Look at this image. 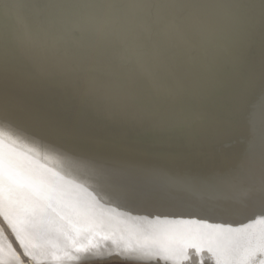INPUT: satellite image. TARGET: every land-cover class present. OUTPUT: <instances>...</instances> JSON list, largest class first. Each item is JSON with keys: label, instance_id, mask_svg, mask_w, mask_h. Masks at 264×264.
Listing matches in <instances>:
<instances>
[{"label": "bare ground", "instance_id": "1", "mask_svg": "<svg viewBox=\"0 0 264 264\" xmlns=\"http://www.w3.org/2000/svg\"><path fill=\"white\" fill-rule=\"evenodd\" d=\"M0 1V264L264 251V0Z\"/></svg>", "mask_w": 264, "mask_h": 264}, {"label": "snow or ice", "instance_id": "2", "mask_svg": "<svg viewBox=\"0 0 264 264\" xmlns=\"http://www.w3.org/2000/svg\"><path fill=\"white\" fill-rule=\"evenodd\" d=\"M239 200H243L241 206L244 213H246L248 219L255 220L257 217H264V188L254 193L249 192L243 195L237 193L236 199L233 200L231 203H236ZM203 219L207 221V217H203ZM216 225H221V226L227 225L231 227V224L227 221L223 223H217ZM3 228L6 229L9 233H12L13 236H15L11 228H9L6 223L3 225ZM17 246L21 248V251L23 250V246L20 245L19 241H17ZM199 252L200 250L197 249V246L195 244L191 245L188 253L189 264H191V261L194 259L197 260V264H203V261H200L198 259ZM18 255L21 256L20 262H22V264H24L25 260L31 259V257L26 252L23 251H22V255L20 253H18ZM149 256H152V254L146 251L142 252L141 254H136V252L133 251L132 253H128L124 255L117 253L115 254V256L112 257L100 256V257H95V259L97 260L114 259L117 261L126 262V264H162L160 257L157 256L155 258H149ZM164 264H166V262H164ZM240 264H264V251H255L253 253V251L249 250L246 258L241 260Z\"/></svg>", "mask_w": 264, "mask_h": 264}, {"label": "water", "instance_id": "3", "mask_svg": "<svg viewBox=\"0 0 264 264\" xmlns=\"http://www.w3.org/2000/svg\"><path fill=\"white\" fill-rule=\"evenodd\" d=\"M11 1H8L7 3H5L4 5H2L1 1H0V20H2L0 22V25L1 23H3L2 25L4 26H0V35L2 36L4 33L3 30H8V29H4L5 26L8 27V25H5V24H8L7 23V20L8 18L10 17H14L15 14H16V9L12 8V2H11V5H9ZM4 20V21H3ZM107 64V63H106Z\"/></svg>", "mask_w": 264, "mask_h": 264}, {"label": "rangeland", "instance_id": "4", "mask_svg": "<svg viewBox=\"0 0 264 264\" xmlns=\"http://www.w3.org/2000/svg\"><path fill=\"white\" fill-rule=\"evenodd\" d=\"M98 264V263H97ZM104 264H126V263H120V262H109V263H104Z\"/></svg>", "mask_w": 264, "mask_h": 264}]
</instances>
